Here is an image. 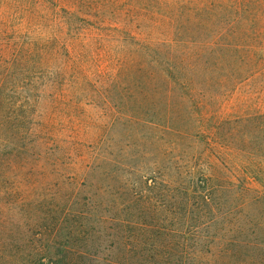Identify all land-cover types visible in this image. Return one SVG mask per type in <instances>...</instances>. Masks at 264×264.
Masks as SVG:
<instances>
[{
	"label": "rangeland",
	"instance_id": "rangeland-1",
	"mask_svg": "<svg viewBox=\"0 0 264 264\" xmlns=\"http://www.w3.org/2000/svg\"><path fill=\"white\" fill-rule=\"evenodd\" d=\"M121 2L87 0L111 21ZM79 3L0 0V264H264V77L228 80L183 44L152 79L137 52L98 43L102 24H68ZM142 26L141 41L176 39Z\"/></svg>",
	"mask_w": 264,
	"mask_h": 264
},
{
	"label": "trees",
	"instance_id": "trees-1",
	"mask_svg": "<svg viewBox=\"0 0 264 264\" xmlns=\"http://www.w3.org/2000/svg\"><path fill=\"white\" fill-rule=\"evenodd\" d=\"M82 1H84L86 5L84 7H87V9L83 10L82 3L73 6L72 9L70 7L68 9V24L70 26V23H72V26L79 24V29L82 28V25L89 23L90 20L102 24L104 34L98 35V43L103 44V42H106L111 50L118 47L119 51L124 50L128 56L135 57L137 52L139 56L141 55L147 61L151 72L149 76L152 79H163L170 75V69L177 67L171 61V54L180 48L178 46L183 44H193L199 55H201L199 58L209 59L208 55H212L223 60L224 63L219 64L225 68L222 71L230 69L229 73L224 74V77L228 80L244 84L249 81L252 83L257 82V78L264 77V2L259 0L253 1V3L248 2L249 6L246 8L245 3L242 2L243 0L239 2L230 1L229 3L224 1L194 2L191 0H132L131 2L122 0L117 5L116 14H114L116 15V18H114L116 21H111V18L109 19L107 16V12L104 14L92 4L88 5L87 0ZM141 17L150 20L155 28L142 26L144 29H148V33H160L159 28L167 25L168 31L174 32L173 29H175L176 39L170 40V42L166 39L167 42L161 43L141 41L139 37L143 34L136 33L139 28H135ZM260 17L262 18V26L256 30L257 21ZM90 26L93 27V24ZM208 33H211L212 38L206 42L204 40H206V34ZM182 34H188L190 38L183 40L181 38ZM246 46L249 50L244 49ZM93 53L100 56V59L106 57L102 48ZM19 54H21L20 59L27 65L42 64L40 63L42 58L37 56L39 55L38 52L34 54L33 50L28 49L20 51ZM79 56L77 53L74 56L71 54L69 61L74 62ZM2 58L3 55L0 54V68H3L2 63L6 64ZM53 60L52 58L48 62L51 63ZM191 66L188 64L187 67L190 68ZM55 68L60 67L56 66ZM1 75L2 71H0V86L4 83V78ZM143 77V75L139 77V82ZM131 79L136 81L134 75L131 76ZM259 79L261 80V78ZM256 89L264 94V86L258 85ZM0 98L2 99L1 92ZM246 191H249V188H246ZM257 202L264 205V197L257 199ZM162 256L164 259L158 258V253L153 255L152 263L213 264L212 260L203 257L183 256L180 259H170V254L166 252H163Z\"/></svg>",
	"mask_w": 264,
	"mask_h": 264
}]
</instances>
